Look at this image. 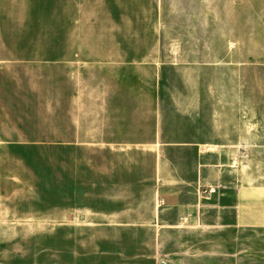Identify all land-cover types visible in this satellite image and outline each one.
Returning a JSON list of instances; mask_svg holds the SVG:
<instances>
[{"label": "crops", "instance_id": "obj_1", "mask_svg": "<svg viewBox=\"0 0 264 264\" xmlns=\"http://www.w3.org/2000/svg\"><path fill=\"white\" fill-rule=\"evenodd\" d=\"M262 9L264 24V2ZM204 14L205 1L197 0L181 23V37L166 24L163 39L157 3L0 0V77L52 78L56 108L70 111L55 123L52 140L124 150L118 156L126 161L115 165L109 159L111 172L146 178V190L166 205L147 225L115 227L108 235L104 230L100 261L89 246L71 240L61 263L248 264L247 245L238 248L236 242L239 234L264 232V185L224 160L230 150L197 147L206 138L193 130L181 140L185 144L161 154L140 149L159 139V77L175 63L195 72L208 67L219 78L243 75H223V68L253 67L247 44L222 42L221 0H213L212 50L207 34H199L211 28ZM208 187L216 192L203 193Z\"/></svg>", "mask_w": 264, "mask_h": 264}, {"label": "rangeland", "instance_id": "obj_2", "mask_svg": "<svg viewBox=\"0 0 264 264\" xmlns=\"http://www.w3.org/2000/svg\"><path fill=\"white\" fill-rule=\"evenodd\" d=\"M204 1L203 20L211 28L199 34H207L212 50L213 0ZM141 2L157 3L164 39L166 24L181 37V23L197 0ZM263 2L221 0L222 42L247 44L253 67L223 68V75H243L219 78L208 67L195 72L175 63L159 77V139L141 146L142 151L161 154L168 146H181L193 130L206 138L197 147L230 150L224 160L264 185ZM69 112L56 108L52 78L0 77V139H6L0 140V264H64L60 258L69 256L71 240L89 246L100 261L104 230L108 235L115 227L147 225L145 220L166 206L157 205L160 194L146 190V178L136 181L133 173L111 172L109 159L115 165L126 161L118 156L124 150L102 142L53 141L55 123L64 122ZM236 243L247 245L248 264H264V232L239 234Z\"/></svg>", "mask_w": 264, "mask_h": 264}, {"label": "built area", "instance_id": "obj_3", "mask_svg": "<svg viewBox=\"0 0 264 264\" xmlns=\"http://www.w3.org/2000/svg\"><path fill=\"white\" fill-rule=\"evenodd\" d=\"M216 192V189L215 188H211V187H208L206 191H203V193L207 194V195H210V194H213ZM162 205L163 204V200L162 199H158L157 200V205Z\"/></svg>", "mask_w": 264, "mask_h": 264}]
</instances>
